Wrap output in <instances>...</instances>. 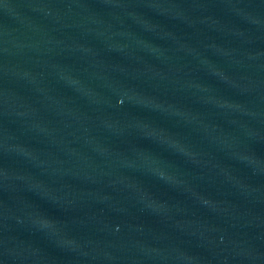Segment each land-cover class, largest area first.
Returning <instances> with one entry per match:
<instances>
[{"label": "water", "instance_id": "water-1", "mask_svg": "<svg viewBox=\"0 0 264 264\" xmlns=\"http://www.w3.org/2000/svg\"><path fill=\"white\" fill-rule=\"evenodd\" d=\"M0 264H264V0H0Z\"/></svg>", "mask_w": 264, "mask_h": 264}]
</instances>
